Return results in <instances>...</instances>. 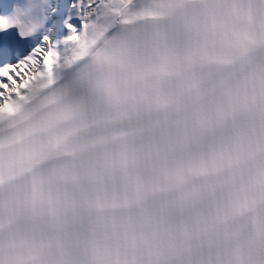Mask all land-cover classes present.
Wrapping results in <instances>:
<instances>
[{
	"label": "snow or ice",
	"instance_id": "obj_1",
	"mask_svg": "<svg viewBox=\"0 0 264 264\" xmlns=\"http://www.w3.org/2000/svg\"><path fill=\"white\" fill-rule=\"evenodd\" d=\"M0 264H264V0L0 3Z\"/></svg>",
	"mask_w": 264,
	"mask_h": 264
}]
</instances>
